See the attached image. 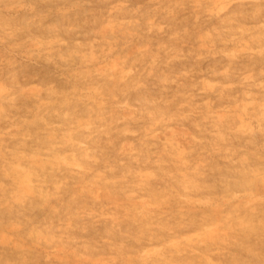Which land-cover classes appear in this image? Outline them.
<instances>
[{
	"label": "rangeland",
	"instance_id": "obj_1",
	"mask_svg": "<svg viewBox=\"0 0 264 264\" xmlns=\"http://www.w3.org/2000/svg\"><path fill=\"white\" fill-rule=\"evenodd\" d=\"M214 2L196 20L193 0H0V264H264V110L246 107L264 100V14ZM189 93L221 119H179ZM157 120L199 139L195 171Z\"/></svg>",
	"mask_w": 264,
	"mask_h": 264
},
{
	"label": "clouds",
	"instance_id": "obj_2",
	"mask_svg": "<svg viewBox=\"0 0 264 264\" xmlns=\"http://www.w3.org/2000/svg\"><path fill=\"white\" fill-rule=\"evenodd\" d=\"M232 0H215L212 7L210 8H203V11L209 12L211 14L219 15L221 13H224L228 10L230 7ZM252 3L254 7L251 9V14L253 16H259L261 14H264V0H252ZM121 7V5L117 4L113 11L116 8ZM203 5L201 3V0H193L192 3V12L196 20H199L200 18V12ZM110 25V26H109ZM261 27H264V24L260 25ZM105 27H107L110 31H115L116 27L115 25L105 23ZM101 32L104 31V27H102ZM37 47H45L46 45L43 43H38L36 45ZM50 47V43L47 45ZM139 51L143 52L147 49H138ZM264 51V50H262ZM103 55L105 57L108 56V54L111 52V49H104L102 50ZM124 75H131L130 71H126ZM245 79H252V75L249 74ZM232 85H226L225 87H231ZM211 87V86H210ZM257 87L264 88V82H261L257 85ZM0 91L7 92V89H2ZM202 93L206 91V89L200 90ZM184 95L185 98L183 101L179 104V119H187L190 116L193 115H200L203 117L204 120H209L211 118H216L217 120L221 119V117L218 116V114L213 110V104L210 99H203L198 103H193L195 100V97L189 94H181ZM249 97H251L252 94H248ZM258 105L261 110H264V100L258 101L254 98H250L248 101V104L246 107L255 106ZM67 115V114H66ZM129 117L125 116L121 119H128ZM175 119V118H173ZM162 121L157 120L152 125V134L154 136H164V153L176 164L178 168L184 169L183 174H187L188 171H195V168L189 169L188 165L190 161L187 159L188 156L191 155V153L195 150L194 145L197 143H200L199 139L195 136L191 138V140H188L187 138H181L176 136L174 130L172 128H165L161 130L160 125ZM242 129H247V131H251V125L249 124H243L240 126ZM127 132V130H125ZM228 159H232V156H229ZM247 159L246 157L244 158ZM57 165L60 163L67 164L70 167H75L77 169H80L83 171V166L78 163H70L69 161L65 160L63 157L58 158V160L55 162ZM196 167H199V164L196 165ZM24 170L19 169L18 166L14 167L13 174L16 177H19L20 173H22ZM33 175L29 174L23 177V181L17 184V187L14 188L9 196L6 198V203H20L23 201L24 198H26L28 195L32 193V190L34 188V181H33ZM149 178H154V173H147L146 174ZM63 184V181H60L58 183H55L52 187V189H49L47 192H45V202H47L48 199H52L55 197V194L59 191ZM97 197H99V193L95 194Z\"/></svg>",
	"mask_w": 264,
	"mask_h": 264
}]
</instances>
